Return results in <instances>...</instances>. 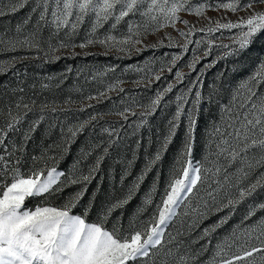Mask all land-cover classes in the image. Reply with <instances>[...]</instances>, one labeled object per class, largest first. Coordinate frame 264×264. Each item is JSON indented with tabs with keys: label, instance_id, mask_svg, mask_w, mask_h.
I'll use <instances>...</instances> for the list:
<instances>
[{
	"label": "snow or ice",
	"instance_id": "1",
	"mask_svg": "<svg viewBox=\"0 0 264 264\" xmlns=\"http://www.w3.org/2000/svg\"><path fill=\"white\" fill-rule=\"evenodd\" d=\"M29 2L30 0H15L8 7L7 12L0 8V16L15 13ZM32 3V13H37L39 10L33 28L22 39L20 38L22 26L19 25L16 36L5 39V34H0V54L28 49L43 52L48 60H58L61 57L56 53L61 49L85 48L99 43L109 49L116 48L119 52L130 56L133 50L141 52L149 48L165 46L163 40L150 45L143 42V37L153 34L160 28L168 25L175 27L177 21L188 26V31H180V35L185 38L183 44L174 41L170 35L166 37L169 41L167 46L178 45L180 52L174 54L167 63L161 64L155 73L143 78L149 83L153 78L159 81L161 73L165 70L172 73L183 54L188 52L189 45L195 43L197 48L200 46L199 40L194 42L190 38L196 31L213 33L220 29L240 28L241 32L234 37L236 48L225 55L239 54L252 44L258 33L264 32V11L253 10L246 19L241 18L236 23L209 18L208 25L199 29L188 20L181 21L178 15L181 11H186L203 16L206 8L237 12L253 9L254 4L264 5V0H247L243 5L240 4V0H229V2L217 0L215 3L205 0L195 8L189 4V0H172L170 7L169 0H32ZM141 6H144L143 10ZM136 13L147 17L150 22H156V26L150 27L147 22L143 25L129 24L127 33L120 39L110 34L102 39L93 35L97 28L102 27L103 23L109 19L114 21L110 28L115 30L126 17ZM89 15L94 16L91 31L83 42L73 43L72 38L77 34L78 27ZM161 18L162 22H160ZM30 21L31 14L24 24L27 25ZM45 28L49 29L47 39L43 37ZM65 29L68 31L65 32L64 39H57L60 32ZM53 39L57 40L55 44L51 42ZM211 43L209 41V48L203 53L204 57L210 54ZM44 44H47V51L44 50ZM137 45L143 47H137ZM219 47L229 48L230 46L220 45ZM21 59L26 57L12 56L7 63L9 67H12ZM200 60L201 56L193 50L192 59L186 67L195 71ZM215 62L214 60L212 64ZM4 63L0 62V72L4 71ZM212 64L205 67H211ZM185 75L181 69H177L174 73V81L183 83ZM143 79L134 83L141 84ZM202 80L203 71L186 90H181L176 95V111L172 119L168 121V132L163 138L160 150L148 161L145 171L137 177L124 199L102 206L99 223L87 224L81 215L70 214L71 209L87 191L86 186L62 207L36 206L34 210H22L27 197L51 193L53 185L57 184L65 174L57 171L55 166L33 167L27 172L21 171L22 158L16 153L23 152L26 142L31 138L39 122H32L23 134V143L19 148L15 143L5 144L8 133L16 131V126L23 119L20 115H13L9 108L8 119L0 125V149L3 150L0 152V189H3L0 192V264H129L130 261L134 264L139 259H143L144 264H197L200 255L207 251V244L196 252H192L180 237L191 235L192 231L198 228L213 210L219 213L227 209L226 215L203 228L200 235L191 240L190 244L210 238L218 228L228 222L238 205L247 198L253 197L259 189H264V171L259 172L255 179L251 180L258 169L264 168V91L260 90V85H264V61L259 63L252 76L241 82L226 104H220L218 97L221 96V88L216 85H213L207 93H203ZM121 83L123 82L117 80L115 84L109 86L108 91H125L120 87ZM176 83H168L163 90L157 91L150 103L139 105L143 111L139 113L142 119L137 128L147 123V118L156 112L165 94L172 92ZM193 89H196L194 93ZM98 95L104 98L106 92H100ZM95 98L87 97L90 100ZM201 104L205 106L219 104V120L211 122L205 141L204 160L193 163L190 157L195 143ZM22 106L27 111H31L28 104ZM186 106H189L187 111H185ZM20 107L21 104L17 103L16 108ZM129 111L132 115H137L135 111L127 108L118 114L127 120ZM182 117L186 123L183 148L178 161L181 166L170 173L169 183L153 214L148 220L141 222L140 228L126 235L121 234L119 218L111 230L106 229L104 225L108 218L116 209L123 208L131 200L144 176L161 159L162 153L167 150L175 137ZM40 118L43 119V115ZM95 119V116L90 117V120ZM90 120L78 124L75 128H69L70 137L74 139ZM105 131L109 130L105 129ZM117 140L110 139L109 147L117 143ZM88 155H91V152L85 153V158ZM107 155L106 147L103 153L96 157L87 175L69 177L55 191H62L63 187L69 184L90 183ZM32 159L35 164L41 157H32ZM201 188L204 189L207 198L200 195ZM221 192L224 194L223 198L218 199ZM194 200L195 203H193ZM149 204H151V195L145 198L144 206L137 210V214L146 210ZM91 207L90 202L85 212ZM181 208L183 212L180 211ZM261 210H264V203L250 204L244 219H250ZM177 217H182L181 230H177L175 234L168 233L165 239L166 230ZM130 226H134V222H130ZM232 237L243 241L237 251L227 259L223 258L227 255L226 249H230L235 243V240L225 238L223 242L216 244V252L206 264H237V262L264 264V217H261L256 224L244 228L239 235L234 230ZM252 239L259 243H249L248 241ZM207 243L210 244L211 240L208 239ZM182 248L185 249L183 252Z\"/></svg>",
	"mask_w": 264,
	"mask_h": 264
},
{
	"label": "rangeland",
	"instance_id": "2",
	"mask_svg": "<svg viewBox=\"0 0 264 264\" xmlns=\"http://www.w3.org/2000/svg\"><path fill=\"white\" fill-rule=\"evenodd\" d=\"M13 2L15 0H0V8L7 12L8 7ZM171 2L172 0H169V7ZM204 2L205 0H189V4L193 8ZM211 2L215 3L217 0H211ZM219 2H229V0H219ZM246 2L247 0H240L241 5ZM32 7L33 3L30 0L17 12L0 16V34H5V39L16 36V29L19 25L22 26L20 33L22 39L33 28L38 16L39 10L37 13H32ZM141 7L143 10L144 6ZM253 10L264 11V5L254 4L253 9L237 12L206 8L203 16H197L194 12L186 11H181L178 15L181 21L188 20L190 24L199 29L208 25L209 18L221 20V22L236 23L241 18L246 19ZM30 14L31 21L25 25L24 21ZM93 21L94 16L92 15L85 18L78 27L77 34L72 38L73 43L79 44L85 40L91 31ZM113 22L112 19H109L103 23L102 27L97 28L93 35L102 39L110 34L120 39L127 33L129 24L143 25L147 22L150 27L156 26V22L148 21L147 17H143L139 13L130 14L115 30L110 28ZM160 22H162V18ZM181 30L188 31V26L180 21L176 22L175 27L168 25L160 28L153 34L143 37V42L150 45L163 40L165 46L156 49L149 48L141 52L133 50L130 56L124 52H119L116 48L109 49L99 43L85 48L61 49L56 53L57 56L61 57L58 60H48L43 52L28 49L0 54V62H5L4 71L0 72V125H3L8 119L9 108H11L13 115L23 117L16 126L17 130L8 133L5 144L15 143L19 148L23 143V134L29 129L33 121H38V126L26 142L23 152L18 151L16 153L22 158L23 167L21 171L27 172L33 167L51 168L55 166L57 171H62L65 174L57 184L53 185L51 193L27 197L22 210H34L36 206L62 207L86 186L87 191L71 209L70 214L81 215L87 224L99 223L102 206L124 199L129 189L136 182L137 177L145 171L148 161L160 150L163 138L168 132V121L172 119L176 111L175 97L181 90H186L197 75L203 71V93H207L213 85H216L221 88V96L218 97L220 104H226L241 82L252 76L259 63L264 61V32L258 33L252 44L239 54L225 55V53L236 48L234 37L241 32L240 28L220 29L213 33L196 31L190 38L194 42L199 40L200 46L197 48L195 43L189 45L188 52L183 54L172 73L165 70L161 73L159 81L153 78L151 83L143 79L145 76L155 73L161 64L167 63L174 54L180 52L178 45L167 46L169 41L166 37L170 35L174 41L183 44L185 38L180 35ZM66 31L68 29L61 31L57 39H64ZM48 36L49 29L45 28L43 37L47 39ZM209 41L212 42L210 54L204 57L203 53L209 48ZM51 42L55 44L57 40L53 39ZM220 45H229L230 47L222 48L219 47ZM43 47L47 51V44H44ZM137 47L143 46L137 45ZM193 50L201 56L195 71L186 67L192 59ZM12 56L26 57V59H21L14 66L9 67L7 62ZM214 60L216 62L212 64ZM209 64L212 66L205 67ZM177 69H181L186 74L183 83L174 81V73ZM142 79L143 83H134V81ZM117 80L123 82L120 87L125 91H108L109 86L115 84ZM170 82L176 83V87L173 88L172 92L165 94L156 112L147 118V123L137 128L142 119L139 113L143 111L139 105L150 103L157 91L163 90ZM260 90L264 91V85H260ZM195 91L196 89H193V93ZM100 92H106V96L100 98L98 95ZM89 96L96 98L87 99ZM17 103L21 104L19 109L16 108ZM23 104H28L31 111L24 109ZM188 107L186 106L185 111L188 110ZM126 108L135 111L137 115L134 116L129 111L128 119L125 120L118 113L123 112ZM219 108V104L209 106L201 104L200 106L195 143L190 157L193 163L203 161L205 158L207 133L211 128V122L219 120ZM41 115H43V119L40 118ZM92 116H95L96 119L90 120ZM89 120L90 122L83 131L78 132L72 139L68 129L75 128L78 124ZM185 123L182 117L176 135L168 145L167 150L162 153L161 159L144 176L139 189L131 200L123 208L116 209L108 218L104 225L106 229L111 230L119 218L121 234L126 235L140 228L141 222L148 220L153 214L169 183L170 173L173 169H179L181 166L178 161L185 138ZM105 129L109 131H105ZM117 136L119 137L118 140ZM110 139L117 140V143L109 147L108 141ZM106 147L108 148V155L105 156L99 171L95 173L90 183L69 184L63 187L62 191H55L56 188L61 187L62 182L67 178L79 177L81 174L87 175L96 157L101 155ZM2 151L0 149V152ZM88 152H91V155L85 158L84 154ZM32 157H41V159L33 164ZM262 171L264 168L258 169L251 180H254L255 176ZM8 182H11L10 177ZM2 191L3 189H0V192ZM232 191L235 193V189ZM149 195H151V204L146 206V210L137 214V210L144 206L145 198ZM200 195L205 196L203 188H201ZM223 195L221 192L218 199L223 198ZM205 198L207 197L205 196ZM90 202L92 207L85 212ZM195 202L194 200L193 203ZM257 203H264V189H259L253 197L247 198L238 205L228 222L218 228L210 238L199 240L196 244H190L191 240L200 235L203 228L226 215L227 209L219 213L213 210L208 218L192 231L191 235L180 237L192 252H196L207 244V251L200 255L197 264H206L215 254L216 244L223 242L225 238H231L235 240V243L230 249H226L227 255L223 258L227 259L237 251L243 241L232 237L233 231L235 230L239 235L244 228L256 224L261 217H264V210H261L250 219H244L249 205ZM180 211L183 212V208ZM181 219L182 217H177L176 221L169 225L165 239H167L168 233L175 234L177 230H181ZM130 222H134V226H130ZM184 230L186 231V227ZM208 239L211 240L210 244L207 243ZM248 242L251 244L259 243L255 239ZM184 250V248L181 249L182 252ZM129 264H133V262L130 261ZM134 264H144V260L139 259ZM237 264H241V262H237Z\"/></svg>",
	"mask_w": 264,
	"mask_h": 264
}]
</instances>
